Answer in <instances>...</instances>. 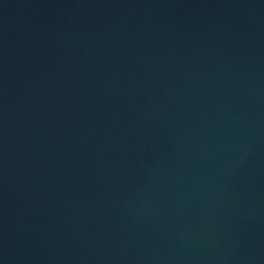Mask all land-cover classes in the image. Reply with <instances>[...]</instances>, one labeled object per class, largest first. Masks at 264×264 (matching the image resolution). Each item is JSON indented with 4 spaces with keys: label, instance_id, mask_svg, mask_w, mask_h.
Instances as JSON below:
<instances>
[{
    "label": "water",
    "instance_id": "water-1",
    "mask_svg": "<svg viewBox=\"0 0 264 264\" xmlns=\"http://www.w3.org/2000/svg\"><path fill=\"white\" fill-rule=\"evenodd\" d=\"M0 264H264V0H0Z\"/></svg>",
    "mask_w": 264,
    "mask_h": 264
}]
</instances>
